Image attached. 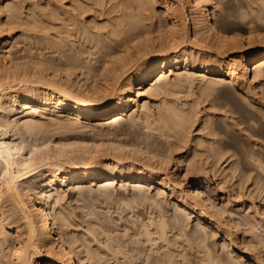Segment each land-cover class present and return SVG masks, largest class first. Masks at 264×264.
Wrapping results in <instances>:
<instances>
[{
	"label": "bare ground",
	"instance_id": "6f19581e",
	"mask_svg": "<svg viewBox=\"0 0 264 264\" xmlns=\"http://www.w3.org/2000/svg\"><path fill=\"white\" fill-rule=\"evenodd\" d=\"M10 1L8 3H10ZM218 1L220 0H217V2ZM222 1L223 0H221V2ZM243 1L244 0H242V2ZM245 1L247 2V0ZM248 3H250V10L256 13V15L254 14L251 16V20H256L257 22L263 21L264 0H252V2ZM211 4H213L211 0H49V5L51 7L49 6V8L46 5L49 9V12L47 11L48 13L41 11V13H39V11L36 13L35 11V16H30L31 19H29V17L26 19L27 17L25 18V16H23L25 9L22 11L20 6H17L16 4L14 5V3L6 4L3 0H0V264H80L79 262H81V264H87L86 259L89 261L93 260V263H96L97 261L100 262V259H96V255L99 254H95V251H91L89 247L90 245L88 244L90 242L86 243L81 236H79L80 234L74 235L70 240L66 236V230L64 229H69L68 227L73 225H76V227L82 226L83 236L85 237V240L89 241L90 239H88V236L92 232H96V235L98 236H96L95 233L93 236L95 235L94 237L100 239L99 234L101 232L110 231L108 221H106L108 223L107 225V223L104 222V218L103 222H100L101 220L99 221L100 215L96 217L92 216V218H90L88 213H85V209L83 210V208L81 209L76 206L83 210V213H76V208L75 210L74 208L70 209L66 207L67 204L64 206V204L61 203V201L66 198L68 189L73 192V196L77 195V197H80V194H84L86 188L88 189L89 187L91 191V187H94L92 185L96 186L97 183H105L97 185L100 186L99 189H97V187L95 188L98 191L100 190V192L106 196L109 195L108 197L102 195L105 198H109L114 193L112 190L114 191L118 183H121L127 188L132 187L133 191H130L132 192L131 194H126L121 191L118 192V196L120 193L122 200L125 199L130 202H135L137 200V203L141 201L139 203L140 205L141 203H148L151 207V216H149L148 220L146 217L147 215H142V211L138 213L137 216L141 220V227L138 225L136 226L142 229V232L147 236V240H152L153 243L154 241L155 243H158L160 240L163 242V244H158L155 249V253L156 251L158 253L161 251L159 255L150 252L151 254H154V256L152 255L153 258L151 256L152 260H149L148 264H162V262L164 263L165 261V256L167 254L169 255L168 252L172 250L169 249L170 247L168 248L169 251L164 250V252L161 248L164 249L163 246H172V244H170L171 238L168 237L170 236L168 235L170 231H168V229L170 228L173 229V231L174 229L181 230L180 232H183L181 235L186 234V236L188 235V238L191 236L200 241L201 244L204 245V250L206 252V258H203L208 260V264H234L232 259L234 258L238 260L242 257L247 249L246 247H248V249L249 247L257 249L256 246L258 247V243L263 242L264 244V235L261 234L262 231H260V234L258 233L259 236L255 235L257 233L254 231L255 237H259V240H257L258 242L254 239L255 237L253 238L251 236V234H247L242 242V244L244 243V246H240L241 242L237 243L236 240L240 235L239 226L241 224L239 222L240 219L235 218L234 215H237L236 213H238L240 218H244V221H247L246 223L252 226L251 229L253 230H258L259 227H257V223L260 225L262 221L256 223V219L255 221L253 219L255 216L251 218V215L248 216L246 213L243 215V211H239L232 199L234 197L231 198V195L221 193L222 196L220 195V198L222 199L224 206L221 204L218 206L214 201V196H217L219 188L213 187L211 184L209 167L214 168L216 164L220 162H217V160L215 161V159L210 160V156L213 154L217 157L221 152H218L216 149L212 152L207 147L204 148V151L208 154L206 156H204L203 152L197 156L195 154L192 159H189L185 163V172L181 174L182 176H180V174L176 176L179 168L178 162L181 161V158L178 161V159L176 160L173 156L174 152L171 147L176 141H172L171 139L166 143V139L163 138L164 143L167 144L168 148H165L166 146L159 148L158 144L162 143L160 142L161 139L159 141L156 140V134L159 135L160 133H156L154 130L155 128L164 131L163 134H167L169 138L171 135H174L178 140H183L187 133H185V130H188V126L193 121H196L195 119L200 115V96L198 101L195 100L188 104L186 101L185 103H178L177 101H174L176 99H166L168 94L173 93H167L169 92L167 91L169 90L168 85L169 87L171 85L170 88L175 87L176 89L177 86L180 88V84H182L188 76L185 73H187L189 69H193L191 70L192 72L194 71L199 78L206 80L209 83H220L222 86L223 84L232 85V87L229 85L230 90L233 88V93L243 96L245 103L247 102L246 100H249L251 104L253 101L256 103L254 95L248 90L247 81L249 80V76H252V73H254V77L252 76L253 80L250 79L254 81V79L258 78L264 70V34H258L255 30L257 34L255 33L256 35L253 36L254 32L251 27L250 32H248L247 29L245 30L248 32L246 38L243 36L244 33L240 34V32L237 31V29H242V27L235 28L233 26L236 30L234 31L232 28L233 30H230V32L229 28L231 27L225 29L223 26H226L228 22L226 24L223 22V25L220 24V20H216L218 17L216 13L219 11L215 9L216 11L214 12V9L212 8V11L217 16L216 19L213 17L214 14L212 15L210 12L211 7H209ZM218 4L221 3L218 2ZM157 6L162 7L160 12H158L159 10H157ZM220 6H222V4ZM224 6L225 5L222 7ZM244 6L242 5L241 7L244 8ZM247 8L249 9V7ZM226 11H228V9L225 10V12ZM225 12L224 15L220 12L219 13L225 17ZM47 14L49 16H47ZM44 16H46V18L50 17V21H47ZM222 20L224 19L221 17V21ZM229 21H231V19ZM27 24H33L34 29L35 27L37 29L35 32H40L42 35L40 43H42L43 40H48L46 41L48 45L44 44V48L46 45L51 48L54 47V49L57 48L58 50L60 49L59 47L61 44L68 43V45L66 44L67 46L66 48L64 47L65 49H60L59 56L53 52L57 57L51 54L53 49L50 53L52 57L51 55L48 57L46 55L48 51L45 53L41 44V47H39L41 50L36 53L13 55L10 49V43L12 41L8 39V35H10L8 33H11L12 30L17 27H25ZM238 24L240 25V23ZM260 24L258 26H260ZM233 25H236L237 27V24ZM30 30L34 32L32 28ZM233 32H236L237 34ZM44 41L43 43H45ZM94 47H98V49H96L97 51H93ZM31 49L33 50V48ZM54 51L56 52V50ZM96 53L98 55H95ZM176 69L178 71L180 69L184 71L175 72ZM154 77H156L155 82L153 81ZM257 80L259 82V79ZM188 81H190V78ZM148 83H151L149 88L146 86ZM183 83H187V81ZM184 85L181 87L182 89ZM189 85H187L188 88ZM177 89L174 91L177 92ZM192 89L194 90V88ZM192 89L187 90L192 91ZM223 90L225 91V89ZM262 90L264 89L262 88ZM227 91L229 92V90ZM162 93H165L166 96L164 97L166 98H164L163 102L160 104L158 108L159 110L156 109V111L158 110L157 113H150L149 111L150 114L145 115L147 116V127H153L154 129L152 128V131L155 133L151 132V129L145 131V127L143 128L142 125L138 126V124H142L138 122L140 119L136 121L135 118L140 116V110H144L151 106L148 100L151 96V98H154L153 96ZM229 93L232 94L231 91ZM189 94L192 95L190 92ZM174 96L172 94V97ZM232 96V101L236 100L233 99L234 96L237 98L236 95H234L233 98ZM177 97L179 96H176L175 98ZM207 97L204 99L207 100ZM142 99H144L143 102ZM262 100L264 101V99ZM180 101L182 100L180 99ZM258 103L255 109L256 114L258 111L257 107L264 108V104ZM238 105L239 107L241 105L242 107L244 106L242 103H237L236 106ZM141 107L142 109H140ZM151 107L153 108V106ZM246 109L250 108L248 107ZM130 111H132V114L130 115L132 118L130 128L134 129L139 127L137 128V131L140 129V131H138L140 133H138L136 129H132L131 132H133L134 135L128 137L126 135L129 132L126 131L129 129L125 130V127L124 130L121 131V126H123L121 124L124 119L126 121L128 120L126 119V116L129 115L128 113ZM235 111H237V109ZM147 113L148 112H146V114ZM262 113L260 114L262 115ZM151 114L154 116L153 120L149 117ZM246 114L248 113L246 112ZM242 115L241 117L245 118V116ZM252 117L255 116L253 115ZM262 117L263 115L260 118L262 119ZM223 118L224 117H222V119ZM237 119H239V117ZM242 120H239L238 122L241 124L243 122ZM249 120L248 117V121ZM217 121H220V119L217 118ZM217 121L215 125L214 123L211 125L216 126ZM233 121L236 122V119L233 118ZM248 121L246 120L245 124ZM252 122L253 121H251V124ZM255 122H257V120ZM144 123L146 125V121ZM208 123L210 125V122ZM257 123H259V120ZM251 124L250 126H252ZM124 125L126 126V124ZM228 125L230 126V124ZM118 126L119 128L117 129ZM220 126H223V124H220ZM254 126H252V129ZM107 127L110 129H107ZM140 127H142V131L145 132H141ZM231 127L229 129H232ZM85 128H88V131L90 129V132H99L101 130V133H105L104 135L109 134L112 137L102 138L98 141L80 139L81 137L78 135H80L82 129ZM250 129L251 127H249V130ZM239 130L244 131V128H239ZM246 130L249 131L248 129ZM217 131L219 134V130ZM217 131L210 130V135L213 136L211 139L218 136ZM250 131L253 134L255 130ZM170 132H172V134H170ZM235 134L237 135V138L239 135L241 140V133L237 134L235 131ZM122 135L126 136V140L124 139V136L120 139ZM227 135V138L230 137V135ZM202 137L204 138V136ZM153 138H155L157 142L152 141ZM176 138L174 140H177ZM235 138L233 140L237 141ZM250 138L248 143L246 142L247 145L250 143ZM230 139L228 138V140ZM245 139L246 137L242 140ZM242 142L244 143V141H241V143ZM236 143L239 146V142L237 141ZM256 143L257 142H253V144ZM246 144L244 143L243 147L244 145L250 147ZM257 145L258 143L256 144V147H259ZM259 145L261 146V144ZM238 146L235 145V149ZM200 148H202V146ZM209 148L211 147L209 146ZM253 148L246 149L252 150ZM246 149H243L244 152ZM243 150L240 151L242 155L244 153ZM246 152L250 151L246 150ZM247 154L249 155V153ZM242 158L244 159L246 157ZM240 160L241 159H239V162H241ZM172 162L176 165L174 169H172ZM258 165L264 167V155L260 157ZM219 169L220 168L218 167V170ZM194 174L198 176L192 178V175ZM214 174L216 175L217 173ZM122 188L125 189V187ZM152 188L156 191H154V193L152 190L151 192L153 194H150ZM224 188L226 187L223 186L222 189L224 190ZM95 189L94 191H91L92 194L97 191ZM107 191L110 192L106 194L105 192ZM101 193L99 197H101ZM93 195L96 196L95 193ZM118 196L116 197L117 199L119 198ZM237 196L239 198V195ZM82 197H84V195ZM240 198L242 197L240 196ZM79 199L77 200L80 201L81 199ZM118 200H120V198ZM57 203L60 204L59 209L56 207ZM52 205H54L53 208ZM83 205L84 203L80 204V206ZM167 207L175 209V213L169 214V209H167ZM242 209H244V207ZM95 210L96 209H91L88 211H94V213L96 211V213L104 212ZM259 212L261 213V211ZM154 213L155 215H153ZM263 214L264 213L260 215L263 216ZM107 215L109 218L112 216L109 214ZM107 215H105L104 212L103 217L106 218ZM193 217L195 218L193 219V221L195 220V224L190 230H188L187 228H189L192 223L191 219ZM129 218L125 217V223ZM112 219H114V217L111 218V221H113ZM236 219L239 220L236 221ZM108 220L110 221V219ZM140 220H137V223L138 221L140 222ZM244 221L242 222L244 223ZM130 222L132 227H135L134 225L137 224L136 219H132ZM243 223L241 227L242 230H244L243 225L247 226L246 223ZM151 225H154L153 229L150 228ZM126 226L128 227V223H126ZM126 226L125 228H127ZM261 227H263V225ZM72 228L75 229L74 227ZM79 229L81 228L79 227ZM248 230L250 232V229ZM98 231L101 232L98 234ZM72 232L74 233L75 231L72 230ZM111 232L112 231H110V233ZM130 232L127 233L126 231L125 235L130 234ZM138 232L141 231L139 230ZM142 232L141 234L143 236L144 234ZM246 232L248 231L246 230ZM69 234L71 236V232H69ZM103 234L105 235L106 233ZM153 234L154 236L155 234L157 236L154 237ZM120 235L124 234L122 233ZM120 235L116 236L119 240L123 237ZM129 237L130 236H127V239H125V237V241L122 239L125 244H128L130 240L136 238L132 237L128 241ZM212 237H215V239H221V248H223L222 252L219 253L216 251L217 241L212 240ZM173 238L174 236L172 237V240ZM182 239L187 240L185 237ZM189 239L186 242H188ZM194 239L190 240L194 241ZM149 240L147 242H150ZM196 240L194 242H196ZM164 241H166V243L168 242V245L164 244ZM174 241L175 239L173 240V243L176 245ZM77 242L80 243L76 244ZM123 242H119L120 245H122L121 243ZM194 242L192 243L194 244ZM130 243L132 244L131 241ZM74 244H76L77 247L80 246V250L75 248ZM115 244H117L116 241ZM125 244L122 246L124 247ZM134 244L130 246H135ZM96 246L99 247L98 244ZM130 246H128L129 250ZM138 247L140 248V245ZM138 247L134 250H137ZM167 247L165 249H167ZM201 247L203 246L201 245ZM261 247L259 248L262 249ZM133 248L134 247H132V249ZM146 248L147 247H145V250ZM188 248L190 247L188 246ZM75 249L77 252L78 250L80 251L77 255ZM132 249L130 251H132ZM200 249L202 251L203 248ZM98 250H100V247ZM121 250L123 251L126 249L124 247ZM138 250L137 253L140 252ZM187 250L190 251V249ZM203 252L204 251H202V254ZM257 252L256 254H258ZM83 253H86V256ZM97 253L99 252L97 251ZM126 253H128L127 250ZM141 253L145 255L143 248ZM150 253L148 254L150 255ZM189 253H191V251ZM198 253L199 252H197V254ZM128 254L127 256H125L126 254L123 256L128 259V256H130ZM143 254L141 256H144ZM170 254L172 253L170 252ZM256 254H249L247 260L244 258L247 261V264H264V260L262 261L261 259L264 256L261 254L262 257L260 258V254L259 256ZM121 255L122 254H120V256ZM133 255V261H136V252L132 254V257ZM181 255H184V258L187 257V254L185 255L181 253ZM146 256L150 259L148 255ZM174 256L172 259L173 262L174 258H176ZM197 256L198 255H194L195 259H189L187 264H202L201 261L204 260H201L202 257L201 259L196 258ZM99 258H101V255ZM129 258H131V256ZM143 258L138 259L140 260V263L144 262L145 264L146 261H143ZM124 260L128 261L126 258ZM102 262L103 261H101V263ZM174 263H176V261Z\"/></svg>",
	"mask_w": 264,
	"mask_h": 264
},
{
	"label": "rangeland",
	"instance_id": "374dc122",
	"mask_svg": "<svg viewBox=\"0 0 264 264\" xmlns=\"http://www.w3.org/2000/svg\"><path fill=\"white\" fill-rule=\"evenodd\" d=\"M4 1V3H6V4H13L14 3V5L16 4L17 6H20L21 7V9H22V11L24 10V12L26 13H23V16H25V18L26 19H28V17H29V19H31L30 18V16L32 17V16H35V11H36V13H38V11H39V13H41V12H44V13H48L49 12V9H48V7L50 6L49 5V0H9L10 1V3H8L9 1L8 0H3ZM17 1V2H16ZM19 1H21V2H24V3H21V2H19ZM212 1V3L213 4H211L209 7H211L210 8V12L212 13V15L214 14V12L216 11V10H218L221 14H223L224 15V12H225V10H227L228 9V11H226L225 12V17H223V15H221L219 12H217L216 13V15L218 16H216L215 14L213 15V17L216 19V17H217V19L216 20H220V24H226L227 22V25L225 26V25H223L224 27H225V29H228L229 27H231V28H229V31L231 30H233L234 29V31L236 30L235 28H240V27H242V29H244V30H242L241 28V30L240 29H237V31H239L240 32V34H243V36H244V38H246L247 36V33L248 32H250L251 31V28L253 29V36L254 35H256L257 33H256V31L258 32V34H264V20L263 21H261V22H257L256 20L255 21H252L251 20V16L252 15H256V13H254L253 11H251L250 9H251V7L249 6L250 5V3H248V2H252V0H247V2L244 0L243 2H242V0L240 1V0H223L222 2H221V0L220 1H218L219 3H221L222 4V6L223 5H225L224 7H222V6H220L221 4H218V2H217V0H215V1H213V0H211ZM228 3H227V2ZM240 1V2H239ZM19 2V3H18ZM27 2V3H26ZM30 2H32V3H30ZM48 2V3H47ZM216 2H217V4H216ZM247 4H246V3ZM21 3V4H20ZM36 3V4H35ZM225 3H227V4H225ZM230 3H231V5H230ZM245 3V4H244ZM20 4V5H19ZM40 4V5H39ZM215 4V5H214ZM230 6H229V5ZM240 4H242L243 6H244V8L243 7H241L242 5H240ZM32 5V6H31ZM46 5L48 6V7H46ZM228 5V6H227ZM247 5V6H246ZM24 8H23V7ZM45 6V7H44ZM227 6V7H226ZM28 7V8H27ZM30 7H31V9H30ZM35 7V8H34ZM40 7V8H39ZM51 7V6H50ZM49 7V8H50ZM217 7H218V9H217ZM229 7V8H228ZM231 7V8H230ZM247 7H249V9L247 8ZM27 8V9H26ZM45 8H46V11H45ZM160 8V9H159ZM161 6L160 7H158L157 6V10H159L158 12H160L161 11ZM214 9V12L212 11L213 9ZM223 8V9H222ZM35 9V10H34ZM37 9V10H36ZM40 9V10H39ZM44 9V10H43ZM216 9V10H215ZM221 9V10H220ZM243 9V10H242ZM26 10H27V12H26ZM249 10H250V14H249ZM29 11V12H28ZM32 11V12H31ZM41 11V12H40ZM48 11V12H47ZM245 11H247V12H245ZM30 12H31V14H30ZM229 14H228V13ZM232 14H231V13ZM240 12V13H239ZM253 12V13H252ZM28 13V14H27ZM33 13V14H32ZM227 13V14H226ZM248 13V14H247ZM241 14V15H240ZM220 15V16H219ZM228 15H229V17H228ZM240 15V16H239ZM250 15V16H249ZM47 16H49L48 14H47ZM227 16V17H226ZM246 18H245V17ZM45 18H46V16H44ZM221 17H222V19H224V20H226V21H224V20H222L221 21ZM240 17V18H239ZM219 18V19H218ZM225 18H227V19H225ZM229 18V19H228ZM239 18V19H238ZM231 19V21H229ZM236 19V20H235ZM46 20L48 21H50V17H47L46 18ZM239 20H241V21H239ZM233 21V22H232ZM236 23H235V22ZM250 21H252V22H254V23H252V22H250ZM224 22V23H223ZM232 24H231V23ZM257 22V23H256ZM31 23V22H30ZM238 23H240V25L238 24ZM244 25H242V24ZM260 23H263V24H260ZM231 24V25H230ZM233 24H237V27H236V25H233ZM260 24V26H258ZM250 25V26H249ZM28 26V27H27ZM30 26H32V27H30ZM228 26V27H227ZM235 28H234V27ZM28 29H27V28ZM244 27H247V28H244ZM251 27V28H250ZM18 28V29H17ZM17 28H15V29H13L12 30V34L9 32L8 34H10V35H8L9 37H8V39L10 40V41H12L11 43H10V49H11V51H12V53H13V55H16V54H26V53H36V52H38V51H40L41 49H39V47H41V45H42V48L45 50V53L47 52V56L48 57H50V55L51 54H53V56L56 54L57 56H59V53H60V49H65L66 48V46L68 45V43H64V44H61L60 45V49H58L57 50V48L56 49H54V47H49V46H46V45H48V43H46V41H48V40H46V41H44L45 43H43V41H42V43H40L41 42V37H42V35L40 34V32H38V31H36L35 32V30H37L36 29V27H35V29H34V25L32 24V25H30V24H27L25 27H17ZM25 30H24V29ZM33 29L34 30V32L33 31H31L30 29ZM233 28V29H232ZM257 28V29H256ZM27 29V30H26ZM247 29V31L248 32H246L245 30ZM249 29V30H248ZM256 30V31H255ZM31 31V32H30ZM230 31V32H231ZM244 31V32H243ZM238 32V33H239ZM260 32V33H259ZM37 33V34H36ZM233 33H236V32H233ZM256 33V34H255ZM28 34V35H27ZM237 34V33H236ZM250 35V34H249ZM248 35V36H249ZM36 36V37H35ZM40 36V37H39ZM242 36V35H241ZM14 37V38H13ZM28 37V38H27ZM39 37V38H38ZM24 38V39H23ZM29 39V40H28ZM32 39V40H31ZM39 39V40H38ZM43 39V38H42ZM37 40V41H36ZM247 40V39H246ZM32 41H33V43H32ZM39 41V42H38ZM30 42V43H29ZM39 44H38V43ZM246 43H247V41H246ZM20 44V45H19ZM29 44V45H28ZM41 44V45H40ZM44 44H46L45 45V48H44ZM67 44V45H66ZM40 45V46H39ZM65 45V46H64ZM25 46V47H24ZM37 46V47H36ZM256 46H258V45H256ZM47 47H48V49H47ZM62 47V48H61ZM65 47V48H64ZM20 48H22V49H20ZM25 48H26V50H25ZM31 48H33V50L31 49ZM49 48H50V50H49ZM256 48V47H255ZM24 49V50H23ZM53 49V50H52ZM95 49V50H94ZM96 49H98V47L96 48V47H94L93 48V51H97ZM207 49V48H206ZM51 50H52V53H51ZM54 50H56V52L54 51ZM32 51V52H31ZM50 51V52H49ZM57 51H58V53H57ZM55 54H54V53ZM51 53V54H50ZM55 55V56H56ZM95 55H98L97 53L95 54ZM56 56V57H57ZM51 57H52V55H51ZM0 63H1V61H0ZM191 70H193V69H189V71L187 72V73H185V74H187L188 76H194V77H188L187 76V80L185 79L183 82H186L187 81V83H183L182 82V84L184 85V87H183V89L181 88L183 85L182 84H180V88L177 86L176 87V89L177 88H179L180 89V91H179V89H177V92L176 91H174V90H176L175 89V87H172V88H170L171 87V85H170V87H169V85H168V89L169 90H167V91H169V92H167V93H170V92H173L172 94H173V96H174V94H175V96L174 97H172V94H168L167 96L165 95V93H162V94H158V95H155V96H153L154 98H149L148 100H149V104L151 105V106H153V108L150 106V107H148V108H146V109H144V110H140L141 111V114H142V116H141V114H140V116L139 117H136L135 119H136V121H138L139 119H140V121H138L139 123H142V124H138V126H140V125H142L143 126V128L145 127V128H147V129H145L144 128V130L145 131H149V129H151L150 131L151 132H154V131H152L154 128L153 127H147V116H145V115H149L150 113H157V111L159 110L158 108H159V106H160V104L163 102V99L164 98H166V99H170V100H174V99H176V100H174V101H177L178 103H185V101H186V103L188 104V103H191L192 101H198V99H199V96H200V101H199V105H200V109H201V111H200V115L195 119L196 121H193L190 125H192V126H188L189 128H187L188 130H185V133H186V137L183 139V140H178L174 135H171L170 136V138H169V136L167 135V134H163V132L164 131H162V130H159V129H157V128H155L154 130H155V132L156 133H160L159 135H157L156 134V140H160L161 139V141L160 142H162V143H159L158 145V147L160 148V147H165V148H168V146H167V141L168 140H171L172 139V141H176L175 142V144L171 147L172 148V150H173V156L175 157V159L177 160L178 159V161L180 160V158H181V161H179L178 162V165H179V168H178V171H177V175L176 176H178L179 174H180V176H182L181 174H183L184 172H185V163L189 160V159H192L193 157H194V155L196 154V156L198 155V154H202V152H203V154H204V156H206L207 154H206V152L204 151V148H208L209 150H211L212 152L214 151V149H216L218 152H221L220 154H219V156H217L216 157V155H211L210 156V160H214L215 159V161L217 160V162H220V163H217L216 164V166L213 168V167H209V174H210V178H211V184H212V186L213 187H217V188H219V191H218V194H217V196H214V201L216 202V204L219 206V204H221V205H223L224 206V203H223V201H222V199L220 198V195L222 196V194L223 193H225V194H228V195H231V198L232 197H234V198H232L233 200H234V204L236 205V207L239 209V211H243L242 212V214L243 215H245V213L248 215V216H250L251 218H253L254 216V221H255V219H256V223L259 221V223H260V225H258V223H257V227H259L258 228V230H253V229H251L252 228V226L251 225H249V224H247L245 221H244V218H240V216L238 215V213H236L237 215H234V217L235 218H239V219H236V221L237 220H239V222H240V228H239V236L237 237L238 239H240V240H238L237 238V243H240V246H244V243L242 244V242H243V240H244V238L247 236V234L248 235H250L251 234V236L254 238L255 237V235H257V236H259V234L261 233L260 231H262V233L261 234H263L264 235V214H263V216L262 215H260V214H262V213H264V167H261V166H259L258 165V163H259V159H260V157L262 156V155H264V142H262V141H264V139H263V137H264V108L262 109L261 107L259 108V107H257L258 109V111H257V114H256V105H257V103L259 102V103H262V104H264V101L262 100V99H264V93H263V91L264 90H262V88L264 89V87H263V84H264V70L262 71V73H261V75L263 76H261V75H259V77L258 78H255L254 79V81H252L253 80V77H254V73H252V76H249V80L247 81V86H248V90H249V92L252 94V95H254V99L256 100V103H255V101H253V103L251 104V102L249 101V100H246L247 102L245 103V100H244V97L243 96H241L240 94H238V95H240V96H238L237 94H235V93H233V88L230 90V86L232 87V85H230V84H223V86L225 87H223L222 86V84H212L211 82V84L213 85H211L208 81H206V80H203V79H201V78H199L198 76H197V73H195L194 71L192 72ZM184 70H182V69H180L179 71L176 69V71L175 72H183ZM192 75H191V74ZM170 76H173V75H170ZM198 77V78H197ZM261 77V78H260ZM155 78L156 77H154V79H153V81L155 82ZM189 78H190V81H188L189 80ZM192 78H194V79H192ZM252 80H251V79ZM192 79V80H191ZM257 79H259V82H258V80ZM202 80V81H201ZM195 83H194V82ZM199 81V82H198ZM204 81V82H203ZM260 81H261V83H260ZM189 82H190V85H189ZM202 82V83H201ZM258 84H257V83ZM207 83H208V85H209V87H208V85H207ZM251 83V84H250ZM189 85V88L187 87V85ZM197 84H198V86H197ZM201 84V85H200ZM250 84V85H249ZM150 85H151V83H148L146 86H147V88H149L150 87ZM204 85V86H203ZM211 85V86H210ZM217 85V86H216ZM226 85H227V88H226ZM230 85V86H229ZM166 86H167V84H166ZM215 86V87H214ZM187 87V88H186ZM200 87V88H199ZM207 87V88H206ZM216 87H218V88H216ZM256 87V88H255ZM262 87V88H261ZM184 88H185V90H184ZM192 88H194V90L192 89ZM199 88V89H198ZM205 88V89H204ZM171 89H172V91H171ZM187 89H192V91H188ZM202 89H203V91H202ZM208 89V90H207ZM223 89H225V91H227V90H229V92L231 91L232 92V94H230L228 91L226 92V93H224L225 91L223 90ZM205 90V91H204ZM200 91V92H199ZM209 92V94H208V92ZM224 91V92H223ZM181 92V93H180ZM189 92L192 94V95H190L189 94ZM198 92V93H197ZM201 92H203V93H201ZM255 92V93H254ZM229 93V94H228ZM259 93V94H258ZM263 93V94H262ZM188 94V95H187ZM195 94V95H194ZM198 94V95H197ZM207 94V95H206ZM226 96H225V95ZM236 95V97L237 98H239V99H237V98H235V96L234 95ZM171 97H170V96ZM180 95H182V96H180ZM204 95V96H203ZM206 95V96H205ZM228 95V96H227ZM229 95H230V97H229ZM234 96V98H233V96ZM162 98H161V97ZM164 96H166V97H164ZM169 96V97H168ZM176 96H179V97H177V98H175ZM186 96H187V99H186ZM194 96V97H193ZM208 96V97H207ZM231 96H232V98L233 99H236V100H233L234 101V103H233V101H232V99H231ZM196 97H197V99H196ZM206 97H207V100H205L206 99ZM182 100V101H180V99ZM191 98H193V99H191ZM205 98V99H204ZM258 98H260V99H258ZM186 99V100H185ZM180 102H179V101ZM257 100H259V101H257ZM144 101V99H142V102ZM188 101V102H187ZM190 101V102H189ZM202 101V102H201ZM209 101V102H208ZM262 101V102H261ZM239 103V104H243L244 106V108L242 107V105L239 107V105L238 106H236V104L237 103ZM241 102V103H240ZM245 103V104H244ZM258 103V104H259ZM207 104V105H206ZM211 104V105H210ZM214 105V107H213V105ZM216 104V105H215ZM223 104H224V107H223ZM232 104H235V105H232ZM247 104V105H246ZM251 104V105H250ZM157 105H158V107H157ZM226 105V106H225ZM204 106V107H203ZM232 106V107H231ZM251 106V107H250ZM209 107H210V109H209ZM250 108V109H246V108ZM222 108H224V109H222ZM239 108H240V110H239ZM243 108V109H242ZM140 109H142V107L140 108ZM150 109V110H149ZM155 109V110H154ZM156 109H158L157 111H156ZM237 109V111H235ZM245 109V110H244ZM253 109V110H252ZM209 110V111H208ZM215 110V111H214ZM226 110V111H225ZM259 110H260V112H259ZM145 111V112H144ZM149 111H150V113H149ZM153 111V112H152ZM224 113H223V112ZM229 113H228V112ZM235 111V112H234ZM146 112H148L147 114H146ZM210 114H209V113ZM243 112V113H242ZM246 112L248 113V114H246ZM253 112V113H252ZM258 112H259V114H258ZM263 112V113H262ZM256 115H255V114ZM260 113H262V115H263V117H262V119L260 118L262 115L260 114ZM129 115H127L126 116V119H128L127 121L124 119L123 120V122H122V124L121 125H123V126H121V131L122 130H124V128H125V130L127 129H129L128 131H126V132H129L126 136H130V135H134V133L133 132H131L132 131V129L130 128V123H131V121H132V118H131V114H132V111H130L129 113H128ZM209 114V115H208ZM228 114V115H227ZM243 114L244 116H245V118H243V117H241V115ZM144 115V116H143ZM242 115V116H243ZM254 115L255 117H252V116ZM259 115H260V117H259ZM212 116V117H211ZM219 116V117H218ZM143 117V118H142ZM150 118H152L151 120H153V118H154V116H152V114L149 116ZM222 117H224L223 119H222ZM239 117V119H237ZM240 117H241V119H240ZM248 117H249V121H248ZM251 117V118H250ZM258 117H259V119H258ZM210 118V119H209ZM217 118L218 119H220V121H217ZM227 118V119H226ZM233 118L234 119H236V122H234L233 121ZM242 118H243V120H242ZM254 118V119H253ZM131 119V120H130ZM149 119V118H148ZM209 119V120H208ZM208 120V121H207ZM213 120H214V122H213ZM226 120H228V121H226ZM230 120V121H229ZM239 120H242L243 122L240 124L238 121ZM248 121V122H246V124H245V121ZM257 120V122H258V120H259V123H257V122H255ZM262 121V123H261V121ZM126 121V122H125ZM130 121V122H129ZM146 121V125H145V122ZM216 121H217V124H216V126H217V128H216V126H212L213 125V123H214V125H215V123H216ZM231 121H233V122H231ZM251 121H253V122H255V123H253L252 122V124H251ZM137 122V123H138ZM203 122H205V123H203ZM208 122H210V125H209V123ZM212 122V123H211ZM218 122H221V123H218ZM227 122V123H226ZM230 122V123H229ZM126 124V126L124 125V124ZM144 123V124H143ZM208 123V124H207ZM232 123V124H231ZM237 123H239L240 124V127H239V124H237ZM257 123V124H256ZM212 124V125H211ZM220 124L222 125L223 124V126H220ZM228 124H230V126H229V128L231 127L232 129H229L228 128V126L227 125ZM236 124V125H235ZM250 124L252 125V126H254L253 127V129H252V126H250ZM254 124V125H253ZM263 124V125H262ZM145 125V126H144ZM247 127H246V126ZM262 125V126H261ZM219 126H220V128H219ZM227 126V127H226ZM238 127V128H237ZM246 127V128H245ZM249 127H251V129L250 130H255L254 132H253V134H252V132L249 130ZM262 127V128H261ZM119 128V126L117 127V129ZM137 128H139V127H136V128H134V129H136V131H137ZM141 128V132H145V131H142L143 130V128L142 127H140ZM153 128V129H152ZM212 128V129H211ZM228 128V129H227ZM237 128V129H236ZM239 128H244V131H241V130H239ZM107 129H110V128H108L107 127ZM133 129V130H134ZM224 129V130H223ZM234 129V130H233ZM246 129H248L249 131H247ZM157 130V131H156ZM159 130V131H158ZM210 130H214L215 132L217 131V130H219V134H218V131H217V137L216 138H213V139H211V137H213V136H211L210 135ZM221 130V131H220ZM222 130H223V132H222ZM229 130H230V132H231V134H230V132H229ZM233 130V131H232ZM91 130L89 129V131H88V128H85V129H82V131H81V133H80V135H78V136H80L81 138L80 139H86V140H101L102 138H106V137H112L111 135H109V134H106V135H104L105 133H101V130L98 132V131H92V132H90ZM106 131V130H105ZM138 131H140V129H138ZM137 131V132H138ZM168 131V130H167ZM197 131V132H196ZM235 131H236V133L237 134H240L241 133V140H240V138H239V135H238V138H237V135L235 134ZM239 133H238V132ZM131 132V133H130ZM154 132V133H155ZM222 132V133H221ZM233 132V133H232ZM251 132V133H250ZM99 133V134H98ZM138 133H140V132H138ZM196 133V134H195ZM227 133H228V135H230V137H228L230 140H228V138L226 137V135H227ZM255 133H256V135H255ZM163 134V135H162ZM168 134H169V132H168ZM170 134H172V132H170ZM206 134V135H205ZM247 134V135H246ZM101 135V136H100ZM162 135V136H161ZM227 135V136H228ZM233 135H234V137H233ZM256 137H255V136ZM262 135H263V137H262ZM124 135H122L121 137H120V139L123 137ZM126 136H124V139L126 138ZM177 139V140H174L175 138ZM202 136H204V138L202 137ZM242 136H244V137H246V139L245 140H247V141H245V140H242V139H244V137H242ZM248 136V137H247ZM96 137H98V138H96ZM101 137V138H100ZM159 137H162V138H159ZM166 137V138H165ZM172 137V138H171ZM189 137V138H188ZM223 137H225V138H223ZM236 137V138H235ZM251 137V138H250ZM252 137H254V138H252ZM258 137H260V138H258ZM157 138H159V139H157ZM163 138L164 139H166V143H164V140H163ZM221 138V139H220ZM222 138H223V141H222ZM235 138V140L237 139V141L239 142V146H238V144L236 143L237 141H234L233 139ZM249 138H250V143L247 145L246 144V142L248 143V141H249ZM191 139V140H190ZM206 141H205V140ZM126 140V139H125ZM152 140V139H151ZM155 140V138H153V140L152 141H155V142H157ZM213 140V141H212ZM215 140V141H214ZM217 140V141H216ZM178 141V142H177ZM241 141H244V143L247 145V146H250V147H246L245 145H244V147H243V142L241 143ZM255 143V142H257L258 143V145L257 146H259V147H256V144H253V142ZM203 142V143H202ZM200 143H202V144H200ZM214 143V144H213ZM262 143H263V145H262ZM213 145V147H212V145ZM251 144H253V145H251ZM259 144H261V146L259 145ZM235 145L236 146H238V147H236V149H235ZM241 145H242V147H241ZM178 146H179V148H178ZM194 146H195V148H194ZM202 146V148H200ZM209 146L211 147V148H209ZM233 146V147H232ZM255 146V147H254ZM263 146V147H262ZM186 147V148H185ZM243 148V149H246V148H258V149H252V150H248V149H246L247 151H250V152H246V150H245V152H246V154H245V152H244V150L243 149H241V148ZM262 147V148H261ZM177 148V149H176ZM238 148V149H237ZM184 149V150H183ZM193 149V150H192ZM197 149V150H196ZM199 149V150H198ZM243 150V155H242V153H240V151L241 150ZM178 150H180V151H178ZM227 152H226V151ZM237 150H238V152H237ZM210 151V152H211ZM253 151V152H252ZM196 152V153H195ZM209 152V153H210ZM211 152V153H212ZM224 152V153H223ZM179 153V154H178ZM241 155H240V154ZM247 153H249V155L247 154ZM178 154V155H177ZM247 155V156H245V155ZM182 157H181V156ZM260 155V156H259ZM214 157V158H213ZM220 157V158H219ZM224 157V158H223ZM242 157H246V158H242ZM221 159V160H220ZM239 159H241L240 161L241 162H239ZM243 160V161H242ZM245 160V161H244ZM258 161V162H257ZM228 162V163H227ZM239 162V163H238ZM226 163V164H225ZM235 163V164H234ZM171 165H172V169H174L175 167H176V165H174L173 164V162L171 163ZM234 165V166H233ZM242 165V166H241ZM232 166V167H231ZM241 166V167H240ZM218 167L221 169H219L218 170ZM238 168V169H237ZM259 168V169H258ZM260 168H262V169H260ZM229 169H231V170H229ZM177 170V169H176ZM212 170V171H211ZM215 170V171H214ZM263 170V171H262ZM233 171H234V173H233ZM180 172H182V173H180ZM214 173H217L216 175L214 174ZM230 174V175H229ZM242 174V175H241ZM215 175V176H214ZM218 175V176H217ZM198 175H192V178H196ZM217 176V177H216ZM216 177V178H215ZM219 177V178H218ZM234 178V179H233ZM222 180V181H221ZM216 181V182H215ZM235 181V182H234ZM223 182V183H222ZM221 183V184H220ZM253 183V184H252ZM99 184H105V183H99ZM98 183H97V185H99ZM234 184V185H233ZM95 186V185H92V186H94L93 188L95 189L96 187H97V189H99V187L100 186ZM218 185H220V186H218ZM225 186L226 188H224V190L222 189L223 188V186ZM231 185V186H230ZM241 185V186H240ZM222 186V187H221ZM255 186V187H254ZM259 186V187H258ZM70 187V186H69ZM119 187H120V190H119ZM122 187H125V189H123ZM237 187V188H236ZM92 187H91V191H94V189H93ZM102 188V187H101ZM100 188V189H101ZM97 189H95V190H97ZM103 189V188H102ZM127 189V190H126ZM132 189V190H131ZM229 189V190H228ZM111 190V189H110ZM119 190V191H118ZM126 192H125V191ZM129 190V191H128ZM153 190V191H152ZM87 191V192H86ZM90 191V188L88 187V189L86 188V190H85V192H84V194H80V197H77V195H74L75 197H77V198H75L74 196H73V192L71 191V190H69L68 189V192H67V196H66V198L64 199V200H62L61 201V203H63L64 204V206H66V204H67V206L66 207H68V208H70V209H72V208H74V210H75V208H76V213L77 212H82L84 209H85V213H88V216L90 217V218H92V216H98V215H100V217H99V221L100 222H103V218H104V222H106V221H108V223H109V227H110V231H112L111 233H110V231H105V232H101V231H98V234H99V237H100V239H98V237H94L95 235H96V232H92V233H90V235L88 236V239H90L89 241L88 240H85V237L83 236V230H82V226H78V227H76V225H73V226H70V227H68L69 229H67V228H65L64 230H66L65 231V234H66V236L71 240L72 239V237L74 236V235H78V234H80L79 236H81V238L86 242V243H88V242H90V243H88L90 246V249H91V251L92 252H94L95 254H99V255H96V259H100V262H96V263H93L92 261H89V260H87L86 259V262H87V264H138V263H140V260L139 259H141V258H143L144 256V258L142 259L143 261H146L145 262V264H148L149 263V260L151 261L152 260V258H153V256H154V254H160L161 253V251H160V253H158L157 251H156V253H155V249L157 248V246H158V244H163V242H162V240H160V241H158V243H155V241H154V243H153V241H152V243H151V241L150 242H147L148 240H147V236L144 234V232H142V229L140 228L141 226V220H140V218L137 216L138 215V213H140L141 211V213H143L142 215L143 216H146L147 217V220L149 219V216H151V207L149 206V204L147 203V204H143V203H141V205L139 204V203H137L138 201L136 200L135 202L133 201V202H130V201H126L125 199H121V197H120V193H119V196H118V192H121V191H123V193H132V192H130V191H133V188L132 187H126V186H123L121 183H118L117 184V187H115V189H114V191L112 190V192H114L113 194H114V196H113V194H112V192H111V196H113V197H109V198H105V197H103V196H106L105 194H103V193H101L100 192V190L98 191V192H100L101 193V197H99L100 196V193H98L97 191V193L96 192H94L95 194H96V196L98 197H96L95 195H93L92 194V192ZM101 191H104V190H101ZM154 192V191H156L155 189H151L150 190V194L152 193V192ZM246 191V192H245ZM91 192V193H90ZM108 192H110V191H107V192H105L106 194L108 193ZM228 192V193H227ZM250 192V193H249ZM116 193H117V195H116ZM155 193V192H154ZM222 193V194H221ZM232 193V194H231ZM237 193V194H236ZM78 194V193H77ZM153 194V193H152ZM240 194H243V195H240ZM84 195V197H82ZM103 195V196H102ZM237 195H239V198H238V196ZM251 195V196H250ZM78 196H79V194H78ZM109 196V195H108ZM108 196H106V197H108ZM119 197L120 198V200H118L116 197ZM236 196H237V198H236ZM240 196L242 197V198H240ZM87 197V198H86ZM219 197V198H218ZM245 197V198H244ZM251 197V198H250ZM69 198V199H68ZM72 198H73V200H72ZM75 198V199H74ZM81 200H80V199ZM84 198H85V200H84ZM77 199H79L80 201H78ZM66 200V201H65ZM69 200V201H68ZM71 200V201H70ZM84 200V201H83ZM245 200V201H244ZM253 200V201H252ZM123 201V202H122ZM128 202V203H127ZM130 202V203H129ZM247 202V203H246ZM255 202V203H254ZM71 203V204H70ZM73 203V204H72ZM82 203H84V205L83 206H80V204ZM93 203V204H92ZM132 203V204H131ZM246 203V204H245ZM109 204H111V205H109ZM139 204V205H138ZM143 204V205H142ZM244 204V205H243ZM253 204V205H252ZM257 204V205H256ZM69 205V206H68ZM70 205H71V207H70ZM86 205V206H85ZM93 205V206H92ZM116 205V206H115ZM220 205V206H221ZM249 205H252L253 207H255V208H253L252 206H249ZM256 205V206H255ZM76 206H78V207H80L81 209L83 208V210H81L80 208H77ZM133 206V207H132ZM142 206V207H141ZM148 206H149V208H148ZM258 206V207H257ZM54 207V205H52V208ZM56 207L59 209L60 208V204L59 203H57L56 204ZM117 207V208H116ZM130 207V208H129ZM244 207V209H242ZM250 209H249V208ZM111 208H113V209H111ZM145 208V209H144ZM147 208V209H146ZM171 207H167V209H169L168 210V213L169 214H173V213H175L174 211H175V209H173V208H171ZM247 208V209H246ZM259 208V209H258ZM261 208H263V209H261ZM91 209H96V210H98V211H100V212H102V211H104L105 212V215H107V214H109V215H112V216H110L111 218H113L114 217V219H112L113 221H111V218H109V216L107 215L106 216V218L105 217H103V214H104V212H102V213H94V211H91V212H89ZM258 209V210H257ZM78 210V211H77ZM89 210V211H88ZM132 210H133V212H132ZM248 210V211H247ZM254 210V211H253ZM257 210V211H256ZM86 211H88V212H86ZM136 211V212H135ZM253 211V212H252ZM259 211H261V213L259 212ZM109 212V213H108ZM112 212V213H111ZM252 212V213H251ZM255 212H257V213H255ZM83 213V212H82ZM95 215H94V214ZM107 213V214H106ZM114 213V214H113ZM150 213V214H149ZM260 213V214H259ZM91 214V215H90ZM97 214V215H96ZM122 214V215H121ZM102 215V216H101ZM120 215V216H119ZM153 215H155V213L153 214ZM88 216H87V218H88ZM124 216V217H123ZM128 216V217H127ZM237 216V217H236ZM239 216V217H238ZM262 216V217H261ZM102 217V218H101ZM125 217L126 218H129L127 221H126V223H128V227L126 226V223H125V221L124 220H126L125 219ZM87 218H85V219H87ZM94 218V217H93ZM101 218V219H100ZM124 218V219H123ZM261 218V219H260ZM89 219V218H88ZM87 219V220H88ZM105 219H107V220H105ZM108 219H110V221L108 220ZM132 219H136V223H137V220H140V222L138 221V223L136 224V225H134L135 227H132L131 225V220ZM193 219H195L194 217L191 219V221H192V223L190 224V226H189V228H187L188 230H190L191 229V227H193L194 226V224H195V220L193 221ZM263 219V220H262ZM120 220V221H119ZM124 221V222H123ZM242 221H244V223L242 222ZM112 222V223H111ZM122 222V223H121ZM130 222V223H129ZM107 223V222H106ZM108 223H107V225H108ZM114 223V224H113ZM117 223H118V225H117ZM119 223H120V226L122 227H120L119 226ZM123 223H125V224H123ZM140 223V224H139ZM242 223L243 224H245L246 223V225L247 226H244L243 225V229L244 230H242ZM112 224H113V226H112ZM116 224V225H115ZM263 225V227H261L262 225ZM86 225H87V223H86ZM123 225V226H122ZM140 226V227H136V226ZM111 226H112V228H111ZM115 226H116V228H115ZM125 226L128 228H125ZM248 226H251V227H248ZM72 227H76L75 229H73ZM79 227L81 228V229H79ZM121 229H120V228ZM132 227V228H131ZM246 227V228H245ZM261 227V228H260ZM118 228V229H117ZM151 229H153L154 228V225L152 226L151 225V227H150ZM114 229H116V230H114ZM127 229V230H126ZM133 229H135V230H133ZM144 234L143 236H142V234H141V232H138L139 230ZM248 231V232H246V230ZM248 229H250V232H249V230ZM260 229V230H259ZM262 229V230H261ZM72 230H74L75 232L73 233L72 232ZM128 230H130V231H128ZM137 230V231H136ZM170 230V231H169ZM126 231H127V233L128 232H130V234H126L127 236H130L129 237V239H128V241L132 238V237H138L137 239L136 238H133L132 240H130L131 242H132V244L130 243V241H129V243L127 244H125V242H123V240L125 241V239H127V236L125 235V233H126ZM135 231V232H134ZM168 231H169V233H168V235H170V236H168V237H170L171 238V243L170 244H172V246H166L167 247V249H165L166 247L165 246H163L164 247V249L163 248H161V250L164 252V250H166V251H169V249H172V250H170L168 253H169V255L167 256H165L166 258H165V261H164V263L162 262V264H168L169 262L171 263H174L175 261H176V263H174V264H187V262L189 261V259H195V257H194V255L196 256V255H198L196 258H200L201 259V257H202V259L201 260H204V261H201V263L202 264H205V263H207L208 262V260L207 259H205L206 258V252H205V248H204V245L203 244H201V242L200 241H198V240H196V239H194L193 237H191V236H189V238L191 239V240H193L194 239V241L196 240V242H194V241H191L189 238H188V235L186 236V234L185 235H181V233L183 234V232H180L181 230H177V229H174V231H173V229H168ZM177 231V232H176ZM244 231V232H243ZM254 231H255V233H257V234H255L254 233ZM257 231V232H256ZM66 232H68V233H66ZM69 232H71V236H70V234H69ZM79 232V233H78ZM136 232H137V234H136ZM172 232V233H171ZM176 232V233H175ZM179 232V233H178ZM95 233V235L93 236V234ZM103 233H106L105 235L103 234ZM124 234V235H120V234ZM131 233H132V235H131ZM139 233H140V235H139ZM175 235H174V234ZM185 233V232H184ZM259 233V234H258ZM171 234H172V236H171ZM176 234H177V236H178V238H177V236H176ZM253 234V235H252ZM255 234V235H254ZM101 235V236H100ZM109 235V236H108ZM125 236L124 238L122 237V239L120 238V240H119V238H117L116 236ZM134 235V236H133ZM137 235V236H136ZM245 235V236H244ZM83 236V237H82ZM96 236H98V235H96ZM116 238H115V237ZM153 236H154V234H153ZM155 236H157L156 234H155ZM154 236V237H155ZM174 236V238H173V240L175 239V244L176 245H174V243H173V240H172V237ZM182 236V237H181ZM187 238V240L189 239V241L188 242H186L187 240H185V239H182V238ZM256 236V237H257ZM91 237V238H90ZM176 237V238H175ZM181 237V238H180ZM254 238V239H256V241L257 240H259L258 238L259 237H257V238ZM96 238H97V242H96ZM142 238V239H141ZM180 238V239H179ZM213 239L212 240H216L217 241V249H216V251L217 252H222L223 251V248H221V239H219V238H216L215 239V237H212ZM92 239H93V241H92ZM241 239H242V241H241ZM100 240V241H99ZM136 240V241H135ZM183 240V241H182ZM220 242H219V241ZM115 241H116V243L117 244H115ZM138 241H139V243H138ZM146 241V242H145ZM177 241V242H176ZM191 241V242H190ZM98 242H101V243H98ZM104 242V243H103ZM119 242H123V243H121L122 245L123 244H125V249L127 250V252L129 253H126V250H123L124 251V253H123V251L121 250V249H123L124 247L122 246V245H120V243ZM126 242H127V240H126ZM134 242H135V244H134ZM140 242H141V244H140ZM146 244H145V243ZM162 242V243H161ZM183 242V243H182ZM191 243V245H190V243ZM192 242H194V244L192 243ZM258 242V241H257ZM80 243V242H79ZM78 242L76 243V244H79ZM187 243V244H186ZM76 244H74L75 245V248H77V249H79L80 250V246H78L77 247V245ZM99 245V247H100V250H98L99 249V247L98 246H96V245ZM109 246H108V245ZM112 244H115V245H112ZM135 245V246H132V247H134L133 249H132V247L130 246V245ZM137 244H138V246L140 245V248H141V250H140V248L137 246ZM143 244H145V245H143ZM152 244H154V245H152ZM157 244V245H156ZM164 244H167L168 245V242L166 243V241H164ZM185 244V245H184ZM203 246V247H201V245ZM103 245V246H102ZM150 245V246H149ZM151 245H152V247H151ZM156 245V246H155ZM174 245V246H173ZM186 245H187V247H186ZM261 245H262V247H261ZM93 246V247H92ZM96 246V247H95ZM110 246H111V248H110ZM119 246V247H118ZM128 246H130V250L132 249V251H130L129 250V247ZM143 246V247H142ZM150 248H149V247ZM188 246L190 247V248H188ZM194 246V247H193ZM102 247V248H101ZM108 247V248H107ZM115 247H117V248H115ZM123 247V248H122ZM128 247V248H127ZM138 247V251H140V252H138L137 253V250H134L135 248H137ZM145 247H147L146 248V250H145ZM170 247V248H169ZM173 247V248H172ZM180 249H179V248ZM184 247V248H183ZM194 249H193V248ZM199 249H198V248ZM259 247H261L262 249H260ZM96 248H98V249H96ZM118 248H119V250H118ZM121 248V249H120ZM142 248H143V252L145 253V255L143 254V253H141L142 252ZM169 248V249H168ZM183 248V249H182ZM193 250H192V249ZM200 248H203L202 249V251H204L203 252V254H202V251H201V249ZM247 248V249H246ZM245 249H246V251H245V253H244V255L242 256V257H240L238 260H236V259H232L233 260V262H234V264H243V262H244V264H247V257H248V255L249 254H256V252L258 253V254H256V255H258L259 256V254H260V258L262 257V255L264 256V244H263V242L261 243H258V247L256 246V248L257 249H254V248H251V247H249V249H248V247H246ZM253 249V250H251V249ZM259 248V249H258ZM104 251H103V250ZM111 249H112V251H111ZM113 249H115V250H113ZM153 249V250H152ZM178 249V250H177ZM182 249V250H181ZM185 249V250H184ZM187 249H190V251H191V253H189L190 251L189 250H187ZM196 249V250H195ZM220 249H221V251H220ZM78 250V252H77V250L75 249V252H76V255H77V253H79L80 251ZM106 250V251H105ZM148 250H150V251H148ZM152 250V251H151ZM200 250V251H199ZM249 250V251H248ZM262 252H261V251ZM97 251L99 252V253H97ZM133 251H134V253L136 252V255L138 256H136L135 255V260L137 261H133L134 260V255H133V257H132V254H134L133 253ZM182 251V252H181ZM184 251V252H183ZM186 251V252H185ZM101 252V253H100ZM111 252H112V255H111ZM120 252V253H119ZM122 252V253H121ZM152 252H154V254H151ZM170 252L172 253V254H170ZM178 252H180V253H178ZM196 252V253H195ZM197 252H199L198 254H197ZM255 252V253H254ZM261 252V253H260ZM103 253V254H102ZM119 253V254H118ZM140 253V254H139ZM148 253H150V255L148 254ZM173 253H176V254H173ZM181 253L182 254H187L186 256L187 257H185L186 258V260H185V258H184V255H181ZM85 256H86V253H83ZM120 254H122L121 256H120ZM124 254H126L125 256H127V254L128 255H130L131 256V258H129L130 256H128V259H127V257H125V256H123ZM144 255V256H141V255ZM189 254V255H188ZM202 254V255H201ZM262 254V255H261ZM100 255H101V258H99L100 257ZM107 255H110V256H107ZM139 255H140V257H139ZM146 255H148V257H150V259H148L147 258V256ZM153 255V256H152ZM171 255V256H170ZM175 255V256H174ZM191 255V256H190ZM193 255V256H192ZM107 256V257H106ZM118 256V257H117ZM151 256H152V258H151ZM170 256V257H169ZM173 256L174 257H176V258H174V262H173ZM180 256V257H179ZM182 256H183V258H182ZM189 256V257H188ZM200 256V257H199ZM105 257V258H104ZM172 257V258H171ZM203 257H205V258H203ZM114 258V259H113ZM121 258V259H120ZM123 258V259H122ZM126 258V260H128V261H125L124 259ZM139 258V259H138ZM147 258V259H146ZM179 258V259H178ZM246 260H245V259ZM96 259H94V260H96ZM106 259H107V261H106ZM168 259H170V260H168ZM184 259V260H183ZM262 259V261L264 260V257H262L261 258ZM111 262H110V261ZM121 260H122V262H121ZM124 260V261H123ZM178 260V261H177ZM197 260H199V259H197ZM207 260V261H206ZM231 260V261H232ZM101 261H103L102 263H101ZM107 263H106V262ZM109 261V262H108ZM131 261V262H130ZM139 261V262H138ZM148 261V262H147ZM168 261V262H167ZM183 261V262H182ZM186 263H185V262ZM240 263H239V262ZM91 262V263H90ZM127 262V263H126ZM129 262V263H128ZM165 262H167V263H165ZM178 262V263H177ZM236 262H238V263H236ZM80 264H81V262H79ZM143 264H144V262H142ZM142 263H140V264H142ZM169 263V264H170ZM171 263V264H172ZM264 263V262H263ZM208 264V263H207Z\"/></svg>",
	"mask_w": 264,
	"mask_h": 264
}]
</instances>
